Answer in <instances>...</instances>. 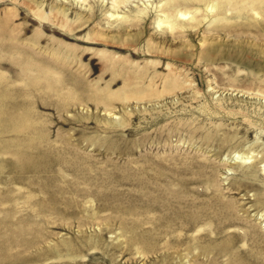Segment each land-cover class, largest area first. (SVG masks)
<instances>
[{
    "label": "rangeland",
    "instance_id": "1",
    "mask_svg": "<svg viewBox=\"0 0 264 264\" xmlns=\"http://www.w3.org/2000/svg\"><path fill=\"white\" fill-rule=\"evenodd\" d=\"M248 1L0 0V264H264Z\"/></svg>",
    "mask_w": 264,
    "mask_h": 264
},
{
    "label": "bare ground",
    "instance_id": "2",
    "mask_svg": "<svg viewBox=\"0 0 264 264\" xmlns=\"http://www.w3.org/2000/svg\"><path fill=\"white\" fill-rule=\"evenodd\" d=\"M101 1L103 2V0H101ZM125 1H127V0H125ZM213 1H214V3H215V0H213ZM238 1H239V0H238ZM252 3H253V0H249V1H248V4H251V5H252ZM213 9H214V8H213ZM182 13H183V12L181 11L180 14H182ZM185 14H187V13H185ZM186 16H187V15H186ZM186 16H185V17H186ZM182 17H184V16H182ZM185 17H184V18H185ZM159 20H161V19H159ZM158 22H159V21H158ZM171 22H172V20H171ZM173 23H174V22H172V24H173ZM62 64H63V63H62ZM63 65H64V64H63ZM66 65H67V64H66ZM55 66L58 67L57 65H55ZM174 194H175V193H174ZM178 195H179V194H177V193L175 194V196H178ZM178 197H179V196H178ZM166 201L168 202L169 200H166ZM170 205H171V203L169 204V206H170ZM177 211H178V210H175V213H177V215H180V214L178 213L179 211H178V212H177ZM177 215H176V216H177ZM180 216H181V215H180ZM180 216H179V217H180Z\"/></svg>",
    "mask_w": 264,
    "mask_h": 264
}]
</instances>
